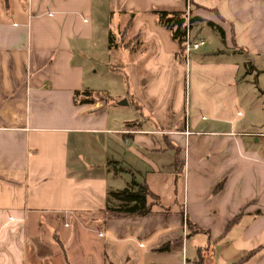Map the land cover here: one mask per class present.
I'll use <instances>...</instances> for the list:
<instances>
[{
  "label": "crops",
  "instance_id": "crops-1",
  "mask_svg": "<svg viewBox=\"0 0 264 264\" xmlns=\"http://www.w3.org/2000/svg\"><path fill=\"white\" fill-rule=\"evenodd\" d=\"M157 11L189 12L196 38L209 26L220 42L186 64ZM246 61L264 72V0H0V264H95L77 245L93 232L97 264H264ZM116 72L138 115L109 103ZM112 165L162 206L102 213Z\"/></svg>",
  "mask_w": 264,
  "mask_h": 264
},
{
  "label": "rangeland",
  "instance_id": "rangeland-1",
  "mask_svg": "<svg viewBox=\"0 0 264 264\" xmlns=\"http://www.w3.org/2000/svg\"><path fill=\"white\" fill-rule=\"evenodd\" d=\"M203 41L206 47L208 46H213L214 44H218L220 42V33L209 27L205 26L204 31H203ZM113 56V55H111ZM112 61V57H111ZM262 67H264V62L259 61L258 62ZM113 64V61L112 63ZM123 73L118 75V72H116V75L109 74L108 75V80H104V86L110 91L109 94V103L112 106H115L116 108H119L122 111H125V114L127 117H132L133 115H138L140 111L134 110L133 109V96L132 94H129L128 96V105L127 106H121L120 102L122 100H125V98L121 97L120 94L122 92L121 85H119L115 82L113 77H120V79L124 78L122 77ZM247 79L245 81L247 88H251L253 92L251 93L250 91H247L248 96L245 97V114L252 119L254 122V127H249L248 129L250 131H261L264 129V72H261L259 75L258 72H251L245 74ZM106 79V78H104ZM131 119V118H128ZM259 122V123H258ZM117 168L116 165L111 166L112 172ZM132 180L130 174L126 171H120V172H113L111 177L109 178V182L111 185L116 183L118 185L119 189L124 188V186L128 185L130 181ZM115 189V188H114ZM33 218L31 217L32 222ZM41 222V221H40ZM81 235V233H78ZM80 238V236H78ZM100 238H96L95 232L93 233H88L87 236H84L77 245L82 248L78 250L79 254L80 252L83 253V255H86L91 262L97 264L99 260L101 259V254L100 251L93 248V244L91 243L92 241L99 240ZM74 256V251L70 252V257Z\"/></svg>",
  "mask_w": 264,
  "mask_h": 264
},
{
  "label": "trees",
  "instance_id": "trees-1",
  "mask_svg": "<svg viewBox=\"0 0 264 264\" xmlns=\"http://www.w3.org/2000/svg\"><path fill=\"white\" fill-rule=\"evenodd\" d=\"M156 13L158 16V23L171 31V36L173 40L179 44V52L180 54H182L186 25V13L177 11H157ZM195 19L196 17L194 16L190 17L189 19L191 28L193 27V21ZM210 25L214 26L222 33V30L219 27L215 26L213 23H210ZM245 65V74L251 73L253 71L257 72L251 61H246ZM83 93L90 92L89 90H87L83 91ZM75 95H78V93H76ZM82 101H92V98H84V100ZM154 205L162 206L159 197L155 193H153L145 183H140L135 179H132L130 183H128V185H126L122 189L109 190L107 192L105 205L100 209V211L104 214L111 212L140 217L149 214L152 211ZM186 225L190 233H195L198 231L207 232L206 230H203L202 228L196 226L188 220L186 221ZM252 253H254V251L250 252L247 257L252 255ZM243 260H241V262ZM194 261V264H205L203 253L198 252ZM234 264H238V262Z\"/></svg>",
  "mask_w": 264,
  "mask_h": 264
},
{
  "label": "built area",
  "instance_id": "built-area-1",
  "mask_svg": "<svg viewBox=\"0 0 264 264\" xmlns=\"http://www.w3.org/2000/svg\"><path fill=\"white\" fill-rule=\"evenodd\" d=\"M191 15L189 12H186V25H185V34H184V41H183V53L182 57L184 62L187 64L188 60L190 58V54L192 51L197 50L200 48L203 44L204 41L202 39L196 38L193 35V29L191 28L189 24V19ZM188 133V132H186ZM182 264H187L186 259H183Z\"/></svg>",
  "mask_w": 264,
  "mask_h": 264
},
{
  "label": "water",
  "instance_id": "water-1",
  "mask_svg": "<svg viewBox=\"0 0 264 264\" xmlns=\"http://www.w3.org/2000/svg\"><path fill=\"white\" fill-rule=\"evenodd\" d=\"M121 103H124V104H125V103H126V101H125V100H122V101H121Z\"/></svg>",
  "mask_w": 264,
  "mask_h": 264
}]
</instances>
